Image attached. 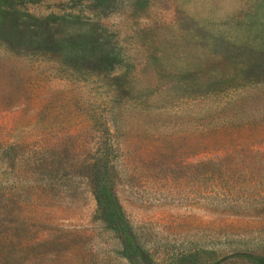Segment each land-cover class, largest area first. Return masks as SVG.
Here are the masks:
<instances>
[{
  "label": "rangeland",
  "instance_id": "1",
  "mask_svg": "<svg viewBox=\"0 0 264 264\" xmlns=\"http://www.w3.org/2000/svg\"><path fill=\"white\" fill-rule=\"evenodd\" d=\"M241 122L261 134H224ZM250 204L264 212V0H0V264H264Z\"/></svg>",
  "mask_w": 264,
  "mask_h": 264
},
{
  "label": "trees",
  "instance_id": "2",
  "mask_svg": "<svg viewBox=\"0 0 264 264\" xmlns=\"http://www.w3.org/2000/svg\"><path fill=\"white\" fill-rule=\"evenodd\" d=\"M224 127V126H222ZM221 127V128H222ZM262 127V126H261ZM229 131L228 134L225 132ZM224 134L229 137H239L242 135H259L262 132V128H259L254 122H241L240 125L227 126L223 130ZM214 154H212L213 157ZM220 156H214L213 158H220ZM209 158L206 162L213 160ZM259 157H244L240 160L238 167L235 168L234 165L226 164L221 165L219 170L222 175L227 176V174H232L238 171H244L245 173H252L255 171L259 165V161L256 159ZM262 159V157H260ZM212 167V166H211ZM213 169V167H212ZM97 171V170H96ZM94 175V193L96 194L98 206L100 209L101 218L107 227V229L115 235L119 240L122 247V252L124 257L130 262H134L141 255V249L136 242L135 235L131 229V226L124 214L121 206L116 200L114 194L110 191L108 186L97 177V172ZM215 174V173H213ZM248 211L250 212V218H259L262 213H264L259 205H249Z\"/></svg>",
  "mask_w": 264,
  "mask_h": 264
}]
</instances>
